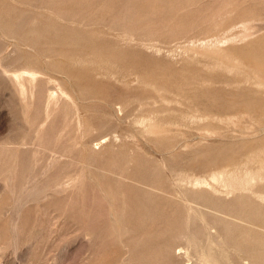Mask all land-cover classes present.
<instances>
[{
  "label": "rangeland",
  "instance_id": "rangeland-1",
  "mask_svg": "<svg viewBox=\"0 0 264 264\" xmlns=\"http://www.w3.org/2000/svg\"><path fill=\"white\" fill-rule=\"evenodd\" d=\"M263 72L264 0H0V264H164L131 246L264 158Z\"/></svg>",
  "mask_w": 264,
  "mask_h": 264
},
{
  "label": "bare ground",
  "instance_id": "bare-ground-1",
  "mask_svg": "<svg viewBox=\"0 0 264 264\" xmlns=\"http://www.w3.org/2000/svg\"><path fill=\"white\" fill-rule=\"evenodd\" d=\"M189 5L190 4H188V6ZM224 56L228 57L227 54ZM151 130L154 131L155 126L151 127L150 131ZM258 157L260 165L255 172L224 169L215 174L213 179V191L186 190L184 191V195L191 202L197 200L204 203H202V205L200 202H196L199 206L208 209L212 206L220 212H222V210L225 212L230 211L235 218L243 219L248 222H259L262 228H264V158L260 155H258ZM254 158L250 161H256ZM157 189L165 192L166 195H164L173 200L172 197L174 194L172 189ZM227 191L228 193H233L235 195L230 201H226L220 196H215V193L219 194ZM138 201L140 202L139 198ZM146 201L151 202L152 200L148 198ZM178 205L179 204L177 203L173 204L175 207ZM206 208L205 210L201 207L194 209L199 212V215H188L187 219H184L186 217L184 214H181V216L179 215L180 210L174 211V213L178 212V214L173 219H167V228H163L161 231L159 230L160 234L158 231L153 233L155 236H150L153 238L150 243H147V241H150L152 238L147 239L143 243L140 242V240L146 239L147 235L142 239L135 240L136 242L131 246L132 251L143 250L141 255L142 258H148V253H150L151 257H157L162 260L164 264H176L174 260V257H177L176 249L178 245L176 244L185 242L187 246L186 251L192 250L195 252L198 256L199 264H232L230 263V260L234 256L239 258L247 257L251 261V264H264V230L255 232L251 227L244 225L241 227L240 224L236 222L237 220L234 221L232 218L221 219L218 215H215L214 219L212 218L211 222L215 224V227L218 225L222 229V234L220 233L222 242L218 243L216 247L213 246L212 242L207 246L210 221H208V218L206 217L208 215ZM125 211H127V208ZM130 214L133 215V213ZM157 215L158 212H151L149 216H144V218L147 217L151 219V222L145 219L134 220V218H131L128 219V223H133L134 225H136L135 223L148 225V227L150 226L149 228H153V224L158 222L155 220H160V217ZM190 218H192L194 222L199 221L200 224L196 225V223H194V226L190 225L193 226V228H181L185 224L188 225V220ZM131 230L128 232H131ZM167 230H169V233H166ZM146 233H148V231H146ZM200 238L203 239L202 242L200 241ZM157 255H161L162 258H159Z\"/></svg>",
  "mask_w": 264,
  "mask_h": 264
}]
</instances>
